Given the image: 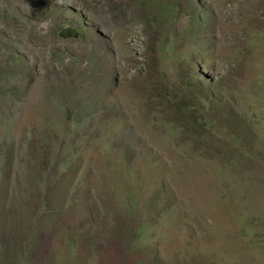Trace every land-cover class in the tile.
<instances>
[{
	"label": "rangeland",
	"instance_id": "1",
	"mask_svg": "<svg viewBox=\"0 0 264 264\" xmlns=\"http://www.w3.org/2000/svg\"><path fill=\"white\" fill-rule=\"evenodd\" d=\"M0 264H264V0H0Z\"/></svg>",
	"mask_w": 264,
	"mask_h": 264
},
{
	"label": "water",
	"instance_id": "2",
	"mask_svg": "<svg viewBox=\"0 0 264 264\" xmlns=\"http://www.w3.org/2000/svg\"><path fill=\"white\" fill-rule=\"evenodd\" d=\"M58 34L62 37H75L77 30L74 26L66 25L59 29Z\"/></svg>",
	"mask_w": 264,
	"mask_h": 264
}]
</instances>
